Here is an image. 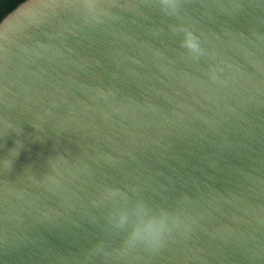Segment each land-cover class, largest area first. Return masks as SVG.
Segmentation results:
<instances>
[{"label": "water", "instance_id": "obj_1", "mask_svg": "<svg viewBox=\"0 0 264 264\" xmlns=\"http://www.w3.org/2000/svg\"><path fill=\"white\" fill-rule=\"evenodd\" d=\"M181 212L187 229L163 247L124 248L133 228ZM0 264H264V0H183L177 16L155 0L8 12Z\"/></svg>", "mask_w": 264, "mask_h": 264}, {"label": "clouds", "instance_id": "obj_2", "mask_svg": "<svg viewBox=\"0 0 264 264\" xmlns=\"http://www.w3.org/2000/svg\"><path fill=\"white\" fill-rule=\"evenodd\" d=\"M155 2L165 15L177 16L183 0H155ZM91 7H93V5H91ZM172 32L173 34H183L180 47L185 49L191 56L198 58L203 54L200 39L191 29L187 27H177L173 28ZM106 189L109 191L119 190L109 187H106ZM94 206L98 207L97 202ZM163 215L167 217L168 213L164 212ZM182 216V212L178 216H175L171 226H169L164 219H161L159 223L147 228H133L131 232L127 233L124 239V248L126 250L143 248L149 252L158 250L169 242L174 231L182 227L187 229L188 226L181 219ZM108 220L112 223V227L116 229H122L126 223V217L124 215H120L116 222H113L114 218L112 216H109ZM100 247L97 248V251L100 250Z\"/></svg>", "mask_w": 264, "mask_h": 264}, {"label": "trees", "instance_id": "obj_3", "mask_svg": "<svg viewBox=\"0 0 264 264\" xmlns=\"http://www.w3.org/2000/svg\"><path fill=\"white\" fill-rule=\"evenodd\" d=\"M23 0H0V20Z\"/></svg>", "mask_w": 264, "mask_h": 264}]
</instances>
